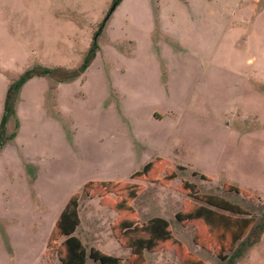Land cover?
<instances>
[{
	"label": "rangeland",
	"instance_id": "374dc122",
	"mask_svg": "<svg viewBox=\"0 0 264 264\" xmlns=\"http://www.w3.org/2000/svg\"><path fill=\"white\" fill-rule=\"evenodd\" d=\"M207 2L0 0V121L27 70L73 72L97 46L77 77H33L17 95L0 148V264H60L64 238L48 242L74 194L85 264H100L91 248L131 264L110 228L116 196L83 192L109 181L138 185V223L164 218L180 244L145 252L144 264H225L217 232L175 215L199 196L237 206L219 211L233 218L264 212V0ZM155 160L156 182L176 178L131 179ZM236 264H264V234Z\"/></svg>",
	"mask_w": 264,
	"mask_h": 264
},
{
	"label": "trees",
	"instance_id": "16d2710c",
	"mask_svg": "<svg viewBox=\"0 0 264 264\" xmlns=\"http://www.w3.org/2000/svg\"><path fill=\"white\" fill-rule=\"evenodd\" d=\"M121 1L114 0L113 9ZM96 50V43H93L88 56L78 70L68 72L61 68L48 69L38 67L27 70L18 80L10 85L6 96L4 113L0 121V148L4 145V141L7 138L5 126L8 119L15 113L14 102L22 85L33 77L53 76L55 74H63L60 76V81L71 80L88 67ZM159 161L149 162L141 171L132 174L131 179L143 178L161 185L163 181L170 182L174 180L176 173L171 170L170 174L164 176L162 181L156 182V176H159L161 173ZM181 186L188 193L196 195V189L193 184L183 181ZM140 189L138 185L133 183L121 184L112 181L88 182L83 187V192L88 195L96 190H101L116 196L117 199L112 203L111 207L118 214L119 218L111 224L110 228L119 244L130 250L132 257L131 264H144L143 255L145 252L154 253L168 245L180 246L174 238L167 220L161 217H154L142 224L138 223L132 208V202L136 199ZM101 196L99 194V197ZM79 197V194H74L69 198L57 218L55 227L49 238L48 245L64 238L56 250L60 264L86 263V249L81 241L74 236L80 224L78 217ZM198 199L202 204L187 202L186 209L175 215L176 220L182 225L196 222L201 231L210 230V232H217L216 237L222 245L221 248L223 249L226 243L228 250L231 252L228 256L224 255L223 260L225 264H236L250 248L259 243L261 236L264 234V212L258 221H254L252 217L233 218L219 211L241 215L242 212L237 206L215 196H199ZM88 257L100 264H122V259L109 256L94 248L90 249Z\"/></svg>",
	"mask_w": 264,
	"mask_h": 264
},
{
	"label": "crops",
	"instance_id": "0c3cea01",
	"mask_svg": "<svg viewBox=\"0 0 264 264\" xmlns=\"http://www.w3.org/2000/svg\"><path fill=\"white\" fill-rule=\"evenodd\" d=\"M203 1H204L206 4L209 3V2H207V0H203ZM188 8H190V6H189ZM188 8H187V9H188ZM207 9H210V10H211V7L209 6V8H207ZM214 17H215V16L212 17V20H213ZM218 17L221 18V15H218ZM160 22H161V21H160ZM158 117H159V116H158ZM163 219H164V218H163ZM165 220H166V219H165Z\"/></svg>",
	"mask_w": 264,
	"mask_h": 264
}]
</instances>
